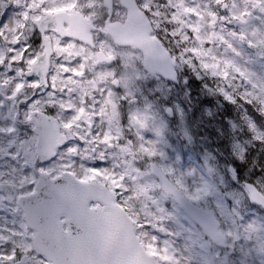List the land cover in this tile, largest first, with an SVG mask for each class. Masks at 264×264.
I'll use <instances>...</instances> for the list:
<instances>
[{
	"label": "snow or ice",
	"instance_id": "1",
	"mask_svg": "<svg viewBox=\"0 0 264 264\" xmlns=\"http://www.w3.org/2000/svg\"><path fill=\"white\" fill-rule=\"evenodd\" d=\"M215 4L225 14L217 15L212 12V23L215 25L219 22L229 36L230 39L224 43L232 50L234 58L221 62L212 54L211 49L204 47L217 38V33L201 35V26L191 24L188 25L191 35H186L185 39L195 40L197 46L185 49V53H190V56L185 59L182 54L178 59L165 51L160 54L159 62L155 65L157 70L163 71V79L172 86L168 89L167 96L161 100L162 104L172 106L162 107L159 111L169 115L178 113L180 125L184 124L185 111L180 104L175 103L180 97L173 89L181 86L178 83L180 64L196 70L194 59L200 61V69L210 70L213 76L222 80L235 79L234 74H238L242 81V91L236 94L225 88L216 91L232 103H238V98L242 99L264 115V75L242 67L237 59L242 57L245 45L251 50L259 49L258 55L264 58V0H244L242 8L235 0H232L231 6L228 0H215ZM21 6L23 12L19 14L20 19L11 25L5 23L11 18L10 12L0 17V24L4 25L0 28V36L6 32H17L22 36V29L27 28L30 21L34 25L32 31L39 30L38 43L42 51L31 52V45L25 43L20 49H10L14 53L10 57L0 53V65L7 63L10 69L14 63H20L23 66L17 70V74L29 77L27 80L14 82L15 78L9 76L0 81V87L10 88V94L6 97L10 105L8 117L0 122V137L8 138V158H22L30 170V174L12 175L10 178H4L0 173V218L5 219L0 224V264H179L170 251L167 240L163 242L164 247H160L158 233L171 234L161 227V222L168 219L163 215L164 209H159L161 215L155 217L149 212L142 216L139 213L135 216L126 213L128 204L140 195L131 186L136 183L137 177L144 179L153 174L161 177L171 174L175 177L174 181L170 183L163 179L159 188L164 196L171 195L181 203L206 201L216 191L206 180L192 191L185 185L184 176H191L194 171L177 176L175 168L158 167L154 163L166 157L163 151L157 149L152 139L146 138L155 134L162 139L168 128L164 115L160 117L159 125L154 126L157 113L153 102L157 97L163 96L162 90L157 87L151 100L144 97L143 108L131 111L129 118L130 124L136 128L138 146L145 153V161H153V171L146 173L143 170L148 166L145 161L136 160H132L130 166L126 165L129 168L127 172L117 171L120 165L115 162L111 167H89L87 161L96 158L107 160L110 150H123L124 144H133V140H124L122 123L119 129L113 131L112 122L117 116L121 120L122 103H139L136 98L139 92L136 81L143 77L135 75L122 79L121 73L116 71L117 65L122 63L120 59L108 56L100 58L101 63L112 70L110 82H106L107 86L102 93L104 96H111L109 103L112 114L108 115L103 109L95 111V104L89 105L84 88L86 76L92 75L85 67V57L76 55L75 59L62 60L55 67L50 65L54 55L71 56L70 45L80 39L77 35L64 32L68 19L57 15L65 8L79 9V0H57L56 3H48V0H24ZM139 6L146 18L155 17L163 11L167 16L164 23H179L184 14L197 20L203 18L197 5L189 4L187 0H139ZM96 7L93 2L87 10H79L82 15L91 17ZM103 7L108 8L109 5L104 4ZM118 7L127 10L129 6L121 4ZM167 9L172 11L168 12ZM178 12L181 13L179 18ZM112 15L113 13L105 11L103 23H110ZM225 21L234 27L228 29ZM50 23L60 28L56 33L60 39L54 53L50 47V35L55 29L48 27ZM240 26H248L252 38H249V32L235 30ZM159 31L157 28L156 32ZM152 38L163 44L158 35ZM219 38L223 40V36ZM21 40L16 39L14 42L20 43ZM34 73L37 78L33 79L31 77ZM158 79H153L151 83L156 85ZM184 83L187 84V79H184ZM29 89L32 90L31 98L26 95ZM38 89L44 95H37ZM77 92L85 95L79 105L71 99H65V96L71 97ZM21 96L24 97L23 100L20 99ZM20 105H23V111L20 110ZM90 109L93 119L96 116L106 119L107 127L103 135L93 131L88 137L78 134L80 124ZM240 119L243 122L242 130L246 125L252 134L247 143L255 140L264 144V128L257 125L247 109H243ZM230 123L235 131L237 124ZM21 129L28 130L22 138ZM183 132L187 143L191 144L192 136L188 128L184 127ZM221 135L223 148L229 150L231 141V154L243 161L247 148L238 138L240 134ZM127 155L131 158V153ZM209 157L211 154L205 156L206 164ZM37 161L45 162L47 166L38 167ZM78 165L81 167L79 175L72 171ZM213 171L214 168L209 165L208 173ZM231 171L233 175L236 174V169ZM91 181L96 182L90 183ZM152 187L153 185H148L140 191L147 193ZM250 191L254 199L264 203V194L260 190L250 186ZM145 199L150 198L146 196ZM9 216H12L10 222L7 220ZM206 231L210 238H215L219 231L233 241L248 239L238 233L224 232L218 224L206 225ZM81 247L86 249L83 259L76 255ZM252 250L243 252L233 243L230 249H221L223 255L217 256L215 264H246ZM255 250L264 254V243Z\"/></svg>",
	"mask_w": 264,
	"mask_h": 264
},
{
	"label": "rangeland",
	"instance_id": "2",
	"mask_svg": "<svg viewBox=\"0 0 264 264\" xmlns=\"http://www.w3.org/2000/svg\"><path fill=\"white\" fill-rule=\"evenodd\" d=\"M23 2L24 0H0V17H2L3 14L9 12L11 13V18L5 23L11 25L15 20L20 19L19 14L23 12V7L21 6ZM56 2L57 0H48V3ZM93 2L97 5L91 16V18L94 19L95 14L99 12V10L102 8V5L98 3V0H87V7L89 8L90 4ZM187 2L189 4L195 3L198 7V10L203 13V18L197 20L195 17H189L187 14H184L183 19L179 22L180 27L177 29L178 32L183 30L182 33H185L188 25L191 24H198L201 26V35H209L212 32H216L217 38H215L212 42L206 43L205 48L211 49L212 54L221 62L225 59L234 58V53L228 48L227 44L224 43L225 40L230 39L229 36L225 34L219 22L215 23V25L212 23V12H216L217 15L225 14L220 11L219 7L218 9L216 8L217 5L215 4V0H187ZM228 2L231 6L232 0H228ZM235 2L241 8L244 6V0H235ZM119 5H121L120 0H115L114 19L119 18L121 20L125 17L126 10L119 8ZM82 6L83 0H79V9H81ZM65 9L71 11L73 8ZM180 16L181 13L178 12L177 18ZM225 24L227 25L228 29L233 28L231 27L233 25L227 24V21H225ZM3 27L4 25L0 24V28ZM33 27L34 26L29 21L28 27L22 29V36L17 32H6L3 36H0V53L10 57L14 54L10 52V49H20L25 43L30 44L34 34V31H32ZM238 28H240L241 32H249V38H252L248 26H240ZM185 35L189 36L190 33L184 34V37ZM220 36H223V40L219 38ZM16 39L22 40L20 43H15L14 41ZM54 41V47L56 48L59 43V38L55 37ZM97 45L103 47L104 52L107 55L109 54L121 60L122 63L117 65L116 71L121 73L122 79H127L128 77L135 75L143 78L136 81V87L139 89L136 98L139 103H122L120 109L121 120L119 116H117L112 122L113 131L119 129L122 123L125 130L124 140H133V144H124L123 150H110L108 153L109 158L107 160L96 158L94 160L87 161V165L89 167H111L115 162L116 164L120 165V167L116 169L117 171L123 170L127 172L129 168L126 167V165L130 166L132 160L145 161V153L138 146L136 128L130 124L129 118L131 111H135L138 108H143V98L148 97V99L151 100L155 89L159 87L163 92V96L157 97L153 102L154 109L157 113L154 126L159 125L160 117L164 115V118L168 123V128L165 130L164 137L162 139L160 137H156L155 134H151L146 137L147 139H152L155 142L157 149L159 151H163L166 154L164 159L155 161L154 163L158 167L171 166L175 168L177 176L180 175V173L194 171L191 176H184L185 185L192 191H194L196 187L200 186L205 180L211 183L216 191L213 195H210L206 201H203L206 202V205L203 207H206L215 213L216 217L221 222V230L224 232L231 231L233 233H238L241 237L245 236L248 238L241 241H233L231 238H228V244L226 247L230 249L231 245L236 243L237 248L243 252H249L250 249H258L259 245L264 243V217L259 216L258 209L253 208L251 205L245 204V189L241 188L240 186L234 189L227 187L225 185L227 182L225 175H217L214 179V182L209 181V179L203 176L202 170L197 165L193 154L198 149L202 151L203 149L210 150L212 148L210 147L209 143H206L201 139H197V133L194 131L192 126V119L199 120L200 123L202 122V125H210L215 120L212 118V116L215 114L217 108L214 106L205 108V106L202 107V104L199 105L197 103L196 95L190 93L188 80L187 84H185L183 80V83H179L181 85L179 88L173 89V91L178 93L180 97V99L175 100V103L180 104V107L185 111L184 124L180 125L178 113L170 116L167 113L162 114L159 111V109L162 107L172 106L161 103V100L167 96L168 89L172 86L160 76L152 75L147 72L145 66L143 65L144 55H142L138 49L134 47H117V45L113 43L109 36H98ZM70 51L72 55L69 57H65L63 55L54 56L55 59L53 60L52 67L59 65L62 60L75 59L76 55L84 56L85 67L90 73H92V75L86 76L84 81V88L89 105L95 104V111L100 112L103 109L105 113L111 115L112 109L109 103L111 96H104L102 93L103 89L107 86L106 82H110L112 70L108 68L106 64L98 62L97 57H95V51L93 50H87L84 54L80 46L78 44H74L70 45ZM258 53L259 49L251 50L248 49L247 45H245L242 57L237 59L242 67L256 72L259 75H264V58H261ZM22 66L23 65L20 63H14L12 68L9 69L7 63L5 65H0V81H3L9 76L15 78L14 82L21 79H29V77L26 75L19 76L17 74V70ZM77 67H79V65H77ZM234 75L236 78H231V82L233 85L240 87L242 81L238 74ZM31 78L34 79L37 77L32 76ZM153 79H158V83L156 85L151 83ZM209 89H212L213 91L210 92ZM209 89L202 91L201 94L203 99L201 100V103L212 99L214 89L212 87ZM9 94L10 88L0 87V122H4L8 117V108L10 105L6 100V97ZM36 94L44 95L40 89L36 90ZM26 95L31 98L32 90H27ZM21 97L20 99L23 100L24 97ZM84 98L85 95L79 92L71 97L65 96L66 100L71 99L73 103L77 105H79ZM168 98L170 99V97ZM96 101H99V103L97 104ZM19 107L21 111L24 110L23 105H20ZM123 109L124 111H122ZM89 115H92L91 109L86 117ZM92 121L94 125L92 128L84 127L83 129L80 127L78 134L88 137L93 131L100 132V134L103 135L107 127L106 119L102 120L100 116H96L94 119L92 118ZM184 127L188 128L189 133L192 136L191 144L187 143V137L184 136ZM226 128H230V130H232L230 125H228ZM26 131L28 130H20V138L23 137ZM238 138L241 139V142L245 144L246 148H248V146L253 143H247L249 140L246 141V139H242L240 136ZM13 139H17V137H13ZM123 142L124 141H122V143ZM81 146H83V142H81ZM7 148L8 138L0 137V151H2V153L5 155L4 158H0V173L3 174V177L10 178L12 175L20 176L25 173L30 174L29 166L24 164V160L22 158L20 160H12L8 158V152L6 151ZM127 153H131V158H129ZM206 155L208 154L205 153L203 155L202 160V165L204 168H208V165L205 163ZM177 157H179V159H177ZM36 163L38 167L47 166V164L43 163L42 161H37ZM145 163L148 166L143 170L146 173H151L150 163H153V161L149 160L145 161ZM72 171L79 175L81 174V167L78 165L74 167ZM167 175L173 178V180L175 179V177L171 174ZM232 179L236 182L234 178ZM160 184V180L154 174L148 175L144 179L137 177L136 183L132 184L131 186L134 190L139 191L140 195L128 204L127 211L131 214V216H135L137 213L142 216L145 212H149L155 217L161 215L159 209H164L163 215L168 217V219L161 222V227L166 228L168 233L171 234L163 235L162 233H158L161 241L160 247H164L163 242L167 240L169 242L168 247L175 256L176 260L179 261V264H215L217 256L223 255L221 252L222 248L212 242L207 233L203 232L197 222L193 220V218L188 213H186V211L182 210V208L172 197L169 195H163L162 189L159 188ZM256 184L259 185L260 188L264 189V178L256 181ZM148 185H153L149 192L144 193L140 191L142 188L147 187ZM146 196L150 199H145ZM152 201H156V203H152ZM201 202L196 203L199 204ZM11 219L12 216L7 217L9 222ZM4 222L5 219L0 218V224H3ZM253 250L247 257L246 264H264V258L262 256H255Z\"/></svg>",
	"mask_w": 264,
	"mask_h": 264
},
{
	"label": "water",
	"instance_id": "3",
	"mask_svg": "<svg viewBox=\"0 0 264 264\" xmlns=\"http://www.w3.org/2000/svg\"><path fill=\"white\" fill-rule=\"evenodd\" d=\"M107 4L111 8L113 5V0H106ZM123 4L128 5L129 11V17L127 19V25L124 26L120 22L115 24H109L107 27V30L109 33H111L118 44L122 45H130L135 44L141 48H144L145 53L147 54L146 58V66L149 68L151 72H157L164 76L163 71L157 70L155 68V65L159 62L160 54L165 52V49H163L162 45L156 41L155 39L150 37L151 34V25L149 20L144 16L141 9H138V6L135 2V0H123ZM78 14V13H77ZM80 16V14H78ZM66 18L68 19L69 23L72 25L71 29L67 34H73L76 32V28H79L82 30V26L80 23L74 21L75 15H66ZM81 22H85L81 19ZM86 23V22H85ZM91 28V25L87 23L86 28H84L85 33L89 36V29ZM83 31V30H82ZM100 58L104 57L103 54L99 53ZM101 60V59H100ZM161 177V176H160ZM163 179H167L164 177H161ZM168 180V179H167ZM169 181V180H168ZM171 183V181H169ZM248 189L250 191V186L254 187L252 185H247ZM251 197L252 193L250 191ZM254 202H256L259 205H263L264 203H261L259 199H254ZM181 203V202H180ZM183 206L186 208L187 211H189L198 222L201 223L203 228L206 230V225L211 226L213 224H218V221L215 220L213 214L208 210H202L195 205L191 204L189 201H185L183 203ZM129 215V214H128ZM214 240L219 241L222 245H225L226 237H224L222 234L217 232V235L215 236ZM78 258L83 259L86 255V249L81 247L77 253Z\"/></svg>",
	"mask_w": 264,
	"mask_h": 264
},
{
	"label": "trees",
	"instance_id": "4",
	"mask_svg": "<svg viewBox=\"0 0 264 264\" xmlns=\"http://www.w3.org/2000/svg\"><path fill=\"white\" fill-rule=\"evenodd\" d=\"M160 36L163 37V34H160ZM238 103H240V99L239 98H238ZM242 111H243V108H241L239 106V104H238V107L236 108L235 113H233V111H231L229 113V114H231L230 117H233V118L236 117L242 122V120L240 119ZM227 113H228V107H224V109L220 112V115L222 117H224V116L228 117ZM249 113L251 114V116H253V118H254V120L256 121L257 124L260 123V117L257 115L256 112L254 113V112L251 111ZM245 127H246V125H245ZM246 129H247V127H246ZM221 141L222 140L217 141L214 138V136L212 138V142L216 143L215 146L218 149H222L223 148V146L221 144ZM256 154H254L250 150L248 155H247V157L243 161L235 162V164H237L236 173H237V175L239 177V180L241 182H243L244 180L253 181L252 174L254 176L253 178H256V176H258L257 172L261 171V174H264V144H261L260 142L258 143V148H257Z\"/></svg>",
	"mask_w": 264,
	"mask_h": 264
},
{
	"label": "flooded vegetation",
	"instance_id": "5",
	"mask_svg": "<svg viewBox=\"0 0 264 264\" xmlns=\"http://www.w3.org/2000/svg\"><path fill=\"white\" fill-rule=\"evenodd\" d=\"M39 40V39H38ZM38 40H36V43H38Z\"/></svg>",
	"mask_w": 264,
	"mask_h": 264
}]
</instances>
